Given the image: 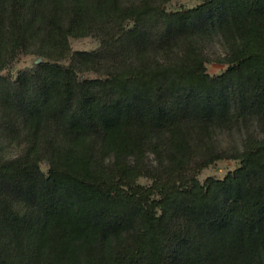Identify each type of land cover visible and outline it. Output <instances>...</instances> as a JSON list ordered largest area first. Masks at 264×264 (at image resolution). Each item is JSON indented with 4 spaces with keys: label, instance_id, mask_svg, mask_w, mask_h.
<instances>
[{
    "label": "trees",
    "instance_id": "16d2710c",
    "mask_svg": "<svg viewBox=\"0 0 264 264\" xmlns=\"http://www.w3.org/2000/svg\"><path fill=\"white\" fill-rule=\"evenodd\" d=\"M166 1L0 0V264H264V0Z\"/></svg>",
    "mask_w": 264,
    "mask_h": 264
},
{
    "label": "rangeland",
    "instance_id": "374dc122",
    "mask_svg": "<svg viewBox=\"0 0 264 264\" xmlns=\"http://www.w3.org/2000/svg\"><path fill=\"white\" fill-rule=\"evenodd\" d=\"M202 0H168L164 4V9L166 12H176L182 9H193ZM70 46L74 52H96L100 49V41L95 36H89L85 38L74 39L71 38ZM203 52L209 58V61L205 64L207 73L210 76H219L225 70L226 66L217 64L210 61L215 54H220L222 48L217 43L205 44L203 46ZM38 58L34 55L21 54L19 55L11 65H8L4 70L0 72L1 76H10L13 80L17 79L18 73L21 70L32 68L37 62ZM84 77L93 78L92 74H86ZM213 142H215L218 148H226L229 144H240V137L237 132L227 134L225 131H217L213 136ZM2 149L3 157H14L22 147L18 146L16 143L9 144L3 143L0 145ZM240 167V161L230 160V159H220L211 162L210 164L201 167L195 172V178L200 185H203L208 179H214L222 181L230 173H233ZM40 172L47 176L49 165L46 161H42L39 164ZM151 180L148 177H140L137 184L143 187H148L151 185Z\"/></svg>",
    "mask_w": 264,
    "mask_h": 264
}]
</instances>
